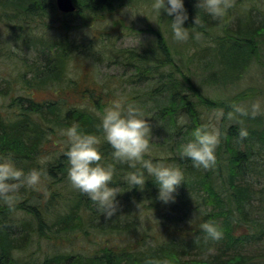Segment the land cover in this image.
<instances>
[{"label": "trees", "instance_id": "1", "mask_svg": "<svg viewBox=\"0 0 264 264\" xmlns=\"http://www.w3.org/2000/svg\"><path fill=\"white\" fill-rule=\"evenodd\" d=\"M192 1L184 0L188 12L184 26L193 33L199 30L206 39L207 26L217 27V20ZM237 1L238 5L244 0ZM83 3L86 12L94 14L112 8L109 0ZM81 10L76 6L74 13L61 14L54 0H0V98L5 101L12 94L2 106L4 113L0 112V153L14 154L26 171L43 167L47 173L39 190L22 186L13 207L0 200V264H146L149 258H167L170 264H264V192L254 188L250 179L243 180L246 170L264 171V127L258 132V119L250 122L244 127L248 135L241 140L238 130L242 126L231 125L225 135L222 132L215 165L193 166L190 159L179 155L176 146L181 140L174 138L189 137L192 129L205 123L198 106L226 112L228 107L201 95L184 76L160 33L150 48L140 52L123 48L111 54L114 57L109 55V63L128 69L129 75L123 73L125 79H98L91 53L108 58L107 49L103 45L93 51L97 48L90 40L88 45H79L66 34L65 18L81 15ZM247 14L242 23L231 16L237 21L234 28L225 25L224 35L216 41L217 47L241 50L218 54L219 63L231 69L242 55L252 53L250 42L264 32L254 12ZM166 15L167 21L172 19ZM195 16L203 18L202 25H195ZM57 22L64 34L56 35L50 27ZM23 49L29 53L24 55ZM72 61L90 68L78 67V74L70 76ZM124 85L129 91L117 94ZM39 90L50 96L36 99L34 93ZM123 96L140 105L156 99L161 102L148 109L149 120L168 124L161 141L154 144L160 150L152 152L153 158L178 163L185 182L178 186L175 201L164 203L157 198L158 187L151 177L142 188H127L123 177L128 166L117 164L113 183L124 188L117 196V212L106 217L68 180L62 129L78 122L85 131L98 132L105 106ZM241 98L242 94L235 96L233 105ZM179 119L184 122L178 123ZM167 140L174 142L166 144ZM231 141L237 148L231 147ZM101 151L105 161L112 160L107 142L101 144ZM181 206L188 212L200 206L208 211L196 213L190 224L179 225L172 213ZM162 215L171 221L159 224L157 216ZM151 216L154 222L148 224ZM209 219L223 229L218 241L203 238L200 225Z\"/></svg>", "mask_w": 264, "mask_h": 264}, {"label": "clouds", "instance_id": "2", "mask_svg": "<svg viewBox=\"0 0 264 264\" xmlns=\"http://www.w3.org/2000/svg\"><path fill=\"white\" fill-rule=\"evenodd\" d=\"M233 0H197V7L212 18L226 15ZM153 14L160 19L163 9L172 16L170 28L173 38L184 41L189 38V27L184 26L188 12L184 0H151ZM203 24V18L195 25ZM194 35L199 38L202 32ZM264 113V97H258L249 106L234 104L227 113L229 118L256 116ZM148 110L127 98L116 99L105 106L97 124L98 132L85 131L78 122H73L62 132L66 136L64 155L67 159V177L74 188L86 193L106 217L115 214L119 207L117 196L120 185L113 183L117 164L128 166L123 179L127 188H142L152 178L158 187L157 198L164 203L174 202L178 186L185 182V172L180 165L166 159H154L152 154V132ZM222 132L216 123H203L192 129L188 138L176 147L182 158L191 160L193 166L209 168L216 162L215 150ZM248 135L247 128L238 130L242 140ZM107 142L112 148V160L105 161L101 144ZM43 167H32L27 171L17 164L12 153H0V200L13 207L22 186L37 188L46 175ZM205 240L218 241L223 237L222 227L214 220H205L201 225ZM146 264H170L167 258H149Z\"/></svg>", "mask_w": 264, "mask_h": 264}, {"label": "rangeland", "instance_id": "3", "mask_svg": "<svg viewBox=\"0 0 264 264\" xmlns=\"http://www.w3.org/2000/svg\"><path fill=\"white\" fill-rule=\"evenodd\" d=\"M109 1L112 3L111 10L101 11L98 9L94 14L90 11L86 12L84 9V0H74L75 6L83 9L81 10L82 14L69 15L65 18L69 27H67L68 33L66 34H68L75 43L84 45L90 40L93 46L97 48L93 49V51L101 50L103 45V48L107 49L106 53L108 58L105 54L96 56V52L91 53L90 61L93 62L94 74L98 79L106 76H114L116 79L120 77L122 80L125 79L123 73L129 75L130 72L121 65L109 63V55L123 48L133 49L137 52L150 48L154 44L156 34L160 33L165 38L170 47V52L181 67L184 76L198 87L202 96L218 103L221 101L224 106L226 105L225 107H228L229 111L233 109L232 101L235 96L238 97L242 94V100H239L237 103L246 107L256 98L264 97V32H261L253 42H250L251 45L253 44L252 53L250 55H242L236 67L233 69L221 65L219 63L218 54L220 55V53H222L223 55H227L231 52H241V50L235 48L236 46L217 47L216 45L217 38L224 35L223 28L225 25L228 28H234L233 23L237 22L234 18H240L242 23L248 15L247 12L250 10L254 12L255 19L259 23L264 24V0H244L238 5V1L233 0L232 6L228 9V13L226 14L227 17L225 15L216 18L218 23L217 27L207 26L206 39L203 38L202 35L197 38L194 33L189 30V38L184 41H177L173 38L170 22L167 21V15L164 13L163 9L161 10L160 19L153 14L150 7L151 0ZM192 3L193 6L197 5V0L192 1ZM231 16L234 17L233 20ZM210 19H212V17ZM50 27L54 28V33L56 35L65 33V30L58 22L51 24ZM24 50L25 49L21 50L24 55H26V52L27 54L29 53ZM111 57H114V55H111ZM78 67L84 69L90 68L88 65L85 67V64L79 66L76 62L72 61L68 66L69 75L75 77L78 74ZM129 89L127 85H124L117 94H126ZM34 96L36 99L41 100L50 96V94L48 91L39 90L34 93ZM10 97L6 98L5 101L0 98L1 113H4V108L2 106L7 104ZM122 98H124V96ZM157 104H161L158 99H156V101L143 103L142 106L147 110H151ZM198 109L201 111V120L205 123L218 124L221 132L224 131V135L225 131L231 125L249 127V123L255 122L256 119H258L257 122H260V126L256 130L260 132L259 129L264 127V113L256 116L246 115L240 119H234L229 118L227 115L229 111L226 112L223 108L206 109L204 106L200 105ZM181 122H184V120L179 119L178 123ZM150 124L153 144V146L151 144L152 152L159 153L160 146L154 144L161 141L164 129H166L168 124L162 121L155 122L152 120H150ZM186 138L188 137H182L180 135L176 136L174 139L182 141ZM172 141L173 140H167L166 144H171L174 142ZM230 145L231 147H236L234 141H231ZM172 155L175 154H171L170 156ZM222 162L224 161L222 160ZM258 171V169H255L254 172L247 173L246 170L243 180L246 178L250 179L254 188L264 192V171ZM225 173V168H223V177ZM251 175L253 176L251 177ZM207 211V208L200 206L199 209L188 212L181 206L180 208H176V211L172 213V219L179 225H183L184 223L190 224L196 213L204 214V212ZM157 217L159 224H165L168 220L171 221L168 215ZM152 218L154 219V217L151 216V220L148 224H152V221L154 222ZM208 254H212V252L210 251ZM193 255L194 254H191L192 257Z\"/></svg>", "mask_w": 264, "mask_h": 264}, {"label": "water", "instance_id": "4", "mask_svg": "<svg viewBox=\"0 0 264 264\" xmlns=\"http://www.w3.org/2000/svg\"><path fill=\"white\" fill-rule=\"evenodd\" d=\"M57 10L64 14H70L75 11L73 0H55Z\"/></svg>", "mask_w": 264, "mask_h": 264}]
</instances>
